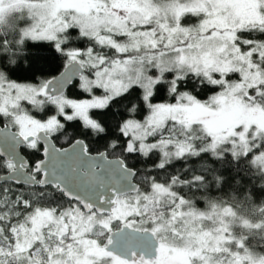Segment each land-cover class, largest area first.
<instances>
[{
    "label": "snow or ice",
    "instance_id": "6c2138e0",
    "mask_svg": "<svg viewBox=\"0 0 264 264\" xmlns=\"http://www.w3.org/2000/svg\"><path fill=\"white\" fill-rule=\"evenodd\" d=\"M0 264H264V0H0Z\"/></svg>",
    "mask_w": 264,
    "mask_h": 264
},
{
    "label": "trees",
    "instance_id": "16d2710c",
    "mask_svg": "<svg viewBox=\"0 0 264 264\" xmlns=\"http://www.w3.org/2000/svg\"><path fill=\"white\" fill-rule=\"evenodd\" d=\"M62 64H63V61L62 59H55L51 64L48 65L47 67V71L51 74H57L59 71H62ZM70 92H72L73 94H78V90L75 88V87H72L70 89ZM88 142V141H86ZM57 146L59 147H67L68 144L65 143L63 140H60L57 142ZM89 146L90 148L92 147H95L96 145H94L92 142H89ZM24 155L27 156V153L26 152H23ZM30 160L32 159L31 157H28Z\"/></svg>",
    "mask_w": 264,
    "mask_h": 264
},
{
    "label": "water",
    "instance_id": "95a60500",
    "mask_svg": "<svg viewBox=\"0 0 264 264\" xmlns=\"http://www.w3.org/2000/svg\"><path fill=\"white\" fill-rule=\"evenodd\" d=\"M59 147V146H58ZM68 147V146H67ZM22 154H23V152H22Z\"/></svg>",
    "mask_w": 264,
    "mask_h": 264
}]
</instances>
